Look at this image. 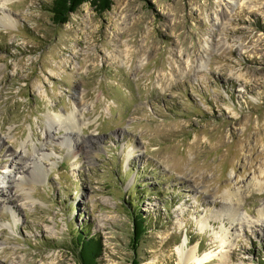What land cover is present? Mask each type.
<instances>
[{"label":"rangeland","instance_id":"rangeland-1","mask_svg":"<svg viewBox=\"0 0 264 264\" xmlns=\"http://www.w3.org/2000/svg\"><path fill=\"white\" fill-rule=\"evenodd\" d=\"M51 3H0V264H264V0Z\"/></svg>","mask_w":264,"mask_h":264},{"label":"trees","instance_id":"trees-1","mask_svg":"<svg viewBox=\"0 0 264 264\" xmlns=\"http://www.w3.org/2000/svg\"><path fill=\"white\" fill-rule=\"evenodd\" d=\"M114 0H52L49 7L52 21L55 24H66L71 13L75 12L82 4L90 2L94 9L103 13L111 9ZM147 231L146 217L140 212L134 214V234L132 243L134 246L141 244ZM76 254L81 264H96L102 251L99 238L89 233H78L76 238ZM134 264H138L137 261Z\"/></svg>","mask_w":264,"mask_h":264},{"label":"bare ground","instance_id":"bare-ground-1","mask_svg":"<svg viewBox=\"0 0 264 264\" xmlns=\"http://www.w3.org/2000/svg\"><path fill=\"white\" fill-rule=\"evenodd\" d=\"M8 1H10V0H0V3L5 5V4H7ZM14 20L15 19L12 17L11 13H5V15L0 17V22L1 23H5V24H8V23H10L11 21H14ZM79 107H80V104L79 103H75V111L71 115H67V116L66 115H62V114L49 115L50 124H48V126L46 127L47 130H45L47 137L49 139L51 137V134H52V130L51 129L54 127L53 124H58V126L56 127L57 129L62 127V124H61L60 121L63 120V119H67L70 124H74L75 121L78 123V121L80 120L79 116L77 115V111L79 110ZM73 127H76V126H72V127H69V128L72 129ZM85 143H86V141H85ZM85 143H84V145H86ZM36 150L37 149H35V147H34V151H36ZM38 155H40L42 158L47 157V154H45V153H39ZM22 156L23 155H21L20 158H19L21 161L23 160ZM35 159H36L35 164L40 166L41 161L39 160L37 155H36ZM40 168H41V166H40ZM27 171H28L27 173H28L29 177L32 174H34V170L31 167H29V169H27ZM22 177L27 179L26 178V174L23 175ZM260 214L264 215V210H262ZM218 236L220 238V242H221L222 246H226L227 245V240H226L227 237H226V235L225 234L224 235L220 234ZM180 256H181V260L184 262V264H195L194 260H197L198 262H203L204 260H207V261L210 260L211 256H212V253H207L204 257H202L201 259H198L195 248H193L192 250H190L188 252H185L182 249L181 252H180Z\"/></svg>","mask_w":264,"mask_h":264}]
</instances>
